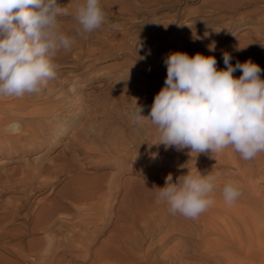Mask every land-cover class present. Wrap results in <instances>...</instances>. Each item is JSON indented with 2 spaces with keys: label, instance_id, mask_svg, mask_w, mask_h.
<instances>
[{
  "label": "rangeland",
  "instance_id": "1",
  "mask_svg": "<svg viewBox=\"0 0 264 264\" xmlns=\"http://www.w3.org/2000/svg\"><path fill=\"white\" fill-rule=\"evenodd\" d=\"M58 3L69 12L58 29L73 44L52 59L55 79L38 94L0 96V264H264V152L246 161L232 146L166 150L146 118L173 52L214 56L221 70L227 51L264 80V0H99L106 19L91 33L77 31L83 0ZM189 170L214 177L213 203L195 219L157 199L169 173L175 182ZM75 175L94 191L89 202L64 197ZM227 183L241 193L231 204Z\"/></svg>",
  "mask_w": 264,
  "mask_h": 264
},
{
  "label": "clouds",
  "instance_id": "2",
  "mask_svg": "<svg viewBox=\"0 0 264 264\" xmlns=\"http://www.w3.org/2000/svg\"><path fill=\"white\" fill-rule=\"evenodd\" d=\"M68 9L58 0H0V96L23 97L38 94L55 79L52 59L58 51L71 49L73 40L58 29V17ZM99 0H83L75 11L78 32L91 33L105 23ZM112 27H115L113 25ZM219 32V31H218ZM193 39H198L193 34ZM214 51V45L208 46ZM243 49V48H240ZM238 49V50H240ZM224 69H217L214 56L184 52L170 53L164 63L167 76L155 95L146 117L157 127L158 143L165 149L189 150V155L219 153L228 146L243 160L264 152V80L262 69L251 60L231 63L222 55ZM242 72L239 78L233 73ZM133 122L140 123L142 107L136 104ZM18 131L19 125L10 126ZM214 177L200 171L179 175L173 182L169 173L158 188L157 199L169 206L171 214L195 219L213 203ZM222 195L231 204L240 191L227 183Z\"/></svg>",
  "mask_w": 264,
  "mask_h": 264
},
{
  "label": "bare ground",
  "instance_id": "3",
  "mask_svg": "<svg viewBox=\"0 0 264 264\" xmlns=\"http://www.w3.org/2000/svg\"><path fill=\"white\" fill-rule=\"evenodd\" d=\"M146 1V0H145ZM227 6H229V5H227ZM228 8H230V7H228ZM160 31V30H159ZM155 36V35H154ZM56 59V58H55ZM54 60V59H53ZM57 61V60H56ZM56 63H58V61L56 62ZM76 67H77V65H76ZM60 75V74H59ZM83 79V78H82ZM81 80V79H80ZM69 81V80H68ZM79 81V80H78ZM62 84V83H61ZM69 84H70V82H69ZM62 85H64V84H62ZM59 86V85H58ZM65 86V85H64ZM60 87V86H59ZM58 88V87H57ZM42 90V89H41ZM49 90H50V87H49ZM51 92V91H50ZM40 93V92H39ZM46 93V92H45ZM42 94V93H41ZM39 97V96H38ZM44 97V96H43ZM46 97V96H45ZM60 99V98H59ZM61 99H63V97H61ZM61 101V100H60ZM63 101V100H62ZM55 103V102H54ZM57 103V102H56ZM66 103V102H65ZM59 105V104H58ZM10 106H11V104H10ZM6 107H7V105H6ZM9 107V106H8ZM54 107V106H53ZM9 108H11V107H9ZM52 108V107H51ZM55 108V107H54ZM14 109V108H13ZM15 111V110H14ZM31 142L32 143H34V141H32L31 140ZM32 174H34V173H32ZM31 174V176H30V178H29V180L27 181V185L30 183V182H34V180L37 178V175H32ZM38 174V173H37ZM85 177V176H84ZM73 178H78L77 179V181L75 182L74 180H70V181H72L70 184H69V186H67L66 188V190H64V197H68L69 199L71 198V200H73V202L75 203V201L78 203V202H82V201H85V200H87L88 201V199H90L91 200V198H93V195H95L94 194V191H92V190H82L83 188L85 189V187H79V189L77 188V185H79L82 181L79 179V177L77 176L76 177V175L73 177ZM83 179V178H82ZM86 179V178H85ZM84 179V180H85ZM81 181V182H78V181ZM29 182V183H28ZM39 182V181H38ZM41 182V181H40ZM47 182H49V181H47ZM86 181H84V183H85ZM79 183V184H78ZM33 184V183H32ZM51 184V183H50ZM34 185V184H33ZM41 186H46V183H42V184H40ZM81 185V184H80ZM84 186H86V183H85V185ZM33 187V186H32ZM87 187V186H86ZM80 188H82V189H80ZM33 189V188H32ZM87 189H89V187L87 188ZM29 190H31V189H28V188H24V191H25V198H29L30 197V195L28 194V191ZM31 193V192H30ZM44 201V200H43ZM89 202V201H88ZM48 203H49V201H48ZM51 205H53V203L51 204ZM53 208L50 206V204H47L46 205V207H44V209H43V212H42V219L43 220H47V219H49L50 217H51V215H52V213H53ZM2 220V219H1ZM1 220H0V234L2 235V233H4L3 232V226H2V224H1ZM40 226H41V224H37L34 228H33V230H38V229H40ZM5 235V234H4ZM38 243H39V239L38 240H34L33 242H31L30 243V245H29V250L28 251H26L24 248H22L21 246L17 249L18 251V255H20V253L22 252V254L23 255H26V253L27 252H29L30 251V253H33V251H34V249L36 248V246L38 245ZM26 251V252H25ZM28 254V253H27ZM36 254V253H35ZM2 264H5V263H2Z\"/></svg>",
  "mask_w": 264,
  "mask_h": 264
}]
</instances>
